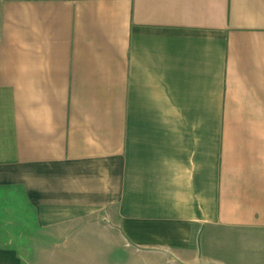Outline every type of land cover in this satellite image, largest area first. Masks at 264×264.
Wrapping results in <instances>:
<instances>
[{
  "label": "crops",
  "instance_id": "obj_1",
  "mask_svg": "<svg viewBox=\"0 0 264 264\" xmlns=\"http://www.w3.org/2000/svg\"><path fill=\"white\" fill-rule=\"evenodd\" d=\"M0 198V264H264V0H0Z\"/></svg>",
  "mask_w": 264,
  "mask_h": 264
},
{
  "label": "rangeland",
  "instance_id": "obj_2",
  "mask_svg": "<svg viewBox=\"0 0 264 264\" xmlns=\"http://www.w3.org/2000/svg\"><path fill=\"white\" fill-rule=\"evenodd\" d=\"M16 192V190H15ZM16 195V193H14ZM9 205L8 211L2 210V199L0 198V246L3 245H11V246H18L19 240L22 243H34V237L32 235H29V232L27 231L29 229L28 226H30L31 231L35 232V229L33 230V222L28 219L29 214H22L19 212L18 204H7ZM23 216V217H20ZM17 217H20L18 219ZM27 217V218H26ZM37 232V231H36ZM36 234V240L41 239V236ZM25 241V242H24ZM27 244H24L25 246ZM41 251H37L36 254L33 252H22L23 255H25L29 260L33 257L39 256L41 258L42 264L46 263L45 258H47V261L49 259V255L51 254L49 251V245L42 243L40 245ZM39 247V248H40ZM36 255V256H35ZM30 257V258H29ZM138 264H180L177 262H171L167 261V259L159 257V256H153V257H138Z\"/></svg>",
  "mask_w": 264,
  "mask_h": 264
}]
</instances>
